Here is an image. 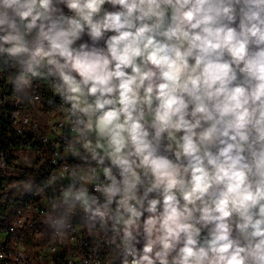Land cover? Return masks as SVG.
I'll return each instance as SVG.
<instances>
[{
  "label": "clouds",
  "instance_id": "obj_1",
  "mask_svg": "<svg viewBox=\"0 0 264 264\" xmlns=\"http://www.w3.org/2000/svg\"><path fill=\"white\" fill-rule=\"evenodd\" d=\"M16 72L53 78L59 199L115 264H264V0H0Z\"/></svg>",
  "mask_w": 264,
  "mask_h": 264
},
{
  "label": "built area",
  "instance_id": "obj_2",
  "mask_svg": "<svg viewBox=\"0 0 264 264\" xmlns=\"http://www.w3.org/2000/svg\"><path fill=\"white\" fill-rule=\"evenodd\" d=\"M18 74L0 76V264H115L99 218L90 229L89 214L59 199L69 183L62 165L71 171L77 163L63 151L72 134L60 116L62 100L52 94L57 108L45 109L35 77L26 90Z\"/></svg>",
  "mask_w": 264,
  "mask_h": 264
},
{
  "label": "bare ground",
  "instance_id": "obj_3",
  "mask_svg": "<svg viewBox=\"0 0 264 264\" xmlns=\"http://www.w3.org/2000/svg\"><path fill=\"white\" fill-rule=\"evenodd\" d=\"M41 72H47L46 68L39 69ZM28 78L30 83L24 84V89L26 90H33V77L31 73H28ZM53 78H48L47 80L41 77H35L36 83V90L37 92H41V100L42 106L45 109H56L57 108V101H53L52 97V88L50 81ZM0 139H6V132H0ZM36 144H43V137H36ZM70 208L72 209H80V205L76 201H70Z\"/></svg>",
  "mask_w": 264,
  "mask_h": 264
}]
</instances>
